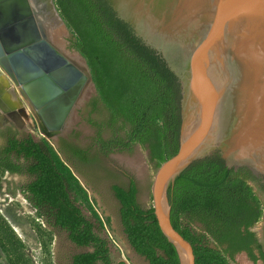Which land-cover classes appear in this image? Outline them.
<instances>
[{"label":"trees","instance_id":"trees-1","mask_svg":"<svg viewBox=\"0 0 264 264\" xmlns=\"http://www.w3.org/2000/svg\"><path fill=\"white\" fill-rule=\"evenodd\" d=\"M70 33L68 47L85 60L96 95L106 115L99 121L95 140L100 149L130 151L137 143L147 149V161L155 169L177 149L178 85L172 71L154 50L130 34L104 0H53ZM105 125L110 137L102 139ZM120 132V133H119ZM78 161L94 164L78 149L67 145ZM48 140L26 135L6 137L0 147V172L27 174L31 179L19 190L46 223L67 232V239L89 250L73 254L72 264H126L113 262L108 239L100 235L108 218L100 219L85 189L66 161ZM12 153V157H10ZM112 184L119 202L123 233L134 251L148 264H178L173 246L162 235L150 204L135 200V181ZM244 168L226 167L217 154L187 165L167 187L169 221L192 248L193 264H231L243 251L255 262L263 259L251 227L260 219L263 205L249 184ZM84 207L89 217L81 210ZM0 250L7 264H29L22 243L0 216Z\"/></svg>","mask_w":264,"mask_h":264},{"label":"water","instance_id":"water-1","mask_svg":"<svg viewBox=\"0 0 264 264\" xmlns=\"http://www.w3.org/2000/svg\"><path fill=\"white\" fill-rule=\"evenodd\" d=\"M104 2L177 82V149L154 169L149 200L178 264H193L190 243L169 221L166 190L174 178L217 154L226 167L264 180V0ZM51 19L70 35L53 0H0V120L21 129L33 119L48 141L70 126L85 88L95 93L84 58L71 48L82 61L76 63L61 49L59 34H49ZM134 181L135 200L147 207L140 204L142 175Z\"/></svg>","mask_w":264,"mask_h":264},{"label":"rangeland","instance_id":"rangeland-1","mask_svg":"<svg viewBox=\"0 0 264 264\" xmlns=\"http://www.w3.org/2000/svg\"><path fill=\"white\" fill-rule=\"evenodd\" d=\"M70 35L66 33L64 29H61L59 34V40L61 41V49L67 54L71 53V48L68 47L67 41ZM70 52V53H69ZM90 90V89H89ZM96 94L92 90L85 92L81 99L77 102L73 109L72 121L70 126H75L77 141L82 145H91L94 129L90 128V125L82 118L76 116V111L80 110L83 103L88 98H93ZM91 100V99H90ZM91 117L94 120L102 117V112L93 113ZM33 127L27 125V128L31 130L34 138L43 137L37 130L35 122ZM5 123L6 120H0ZM28 122V121H27ZM109 130L103 131V136H107ZM110 132V131H109ZM111 135V134H110ZM110 137V136H109ZM49 143L56 149L57 146L54 142V138L49 140ZM145 147L135 144L130 151L118 152L109 154L105 159L107 166L117 165L123 166L127 169L128 164L123 162V159L134 158L138 167L141 170V174L137 173L135 169L129 171L132 176L142 175L144 184L142 186V198L141 205H149V182L152 177L154 169L146 161ZM59 156L64 159L61 152H58ZM72 173L78 178L80 184L85 189L90 201L93 204V208L100 217V219L108 218L110 221L109 226L103 225V229L100 230V235L107 237L106 230L112 235H115V228H118L117 224V202L114 200L108 185L110 183H117L123 185L124 179L120 176L115 177L113 175H107L105 170L96 166L94 170H89L88 166L78 165L73 166L69 161H66ZM131 168V167H130ZM92 174V175H91ZM134 174V175H133ZM92 177L95 179L93 180ZM27 181V178L16 174H7L0 172V216L11 228L14 234L19 238L22 243V252L29 258V264H68V257L71 253L76 251V247L68 243L66 233L58 226L46 223L42 217H39L31 204L24 198L20 192L19 187ZM94 181L97 182L98 187L94 186ZM101 192V196L98 194ZM82 212L86 217H89L88 211L81 206ZM80 249V248H79ZM238 261V264H249L246 258L241 253L234 255V260ZM128 264H135L134 260L126 257ZM134 262V263H133ZM237 263V262H236ZM0 264H7L6 257L0 250ZM145 264V263H143Z\"/></svg>","mask_w":264,"mask_h":264},{"label":"flooded vegetation","instance_id":"flooded-vegetation-1","mask_svg":"<svg viewBox=\"0 0 264 264\" xmlns=\"http://www.w3.org/2000/svg\"><path fill=\"white\" fill-rule=\"evenodd\" d=\"M90 99H91V97L88 98L87 101H85L83 103V106L80 107V110H77L75 114H76V116L78 118L79 117L82 118L86 122V124L90 125V128L94 129L93 136L91 137L92 144L91 145H86V144L82 145L81 143H79L77 141V136H78L76 134V129L77 128L74 125L67 127V129L63 133H60L57 136H55L54 137V142H55V144L57 146V149L60 150V152L62 153L64 158L66 156H70L67 161H69L73 166L76 167L78 165H85V166H88L89 170H92V171L94 170V168L96 166H100V167H102L105 170V173L107 175H113L115 177H117V176L119 177L120 176V178L124 179L123 181L125 183L123 185H121V186H126V184L128 182V176L127 175L131 176L133 179H134V176H132V174L129 171H127L126 168H124L123 166H121V167H119L117 165L107 166L106 163H105V159L108 157L109 154L118 153V152H122V151H125V150H121L120 151V150H116L115 148H112L109 151H105V150L100 149L99 143L95 140V136H96V132L98 131V128L95 127L94 125L90 124L87 121V118H92L91 115L93 113L102 112V117L98 118V120H97V121H99L100 119H103V117L106 115V111L102 108L100 102H96L95 103V109L92 110L91 109L92 106L90 104ZM28 115H29V118H30V114H28ZM2 119H5L6 122L5 123L1 122L2 124L0 126V147L2 145H4L6 137L8 135H10V134H13L17 138H22V137H25L26 135H30L31 137L34 138L33 134L31 133V130H29L27 128L28 124L31 127L34 126L32 120L27 119L25 127L19 129V128H15L11 124V122L9 120H7V118L4 117ZM2 119H1V121H2ZM105 130H109L110 131V129H108L105 125L101 126L100 129H99V133L98 134H99V136L102 139H107L110 136L111 132H109V131L107 133L108 134L107 136H103L102 132L105 131ZM135 144H137V143H133L131 145V148ZM67 145H69L71 147H74V148L80 149L83 152V154H85L88 157H93L94 158V164L83 163V162L78 161L75 157H72L71 154L69 153ZM125 152H128V151H125ZM12 155L13 154L10 153V157H12ZM146 161H147V156H146ZM238 168H242L243 169V167H238ZM236 169H233V170H236ZM245 170H247V169H245ZM3 172L7 173V174H16V175H21V176L26 177L27 181H25L24 183L28 182L31 179V176H29L27 174L10 173L8 171H3ZM249 174H250L251 178L248 179L249 180L248 182L252 186V189L256 192L258 198L260 199V201H261V203L263 205L262 214L260 216V219L251 227L252 228L251 230L254 231L256 242L259 244V248H260V250H261V252L263 253V256H264V180L259 178V177H257V176L252 175L250 172H249ZM92 179L94 180L95 178L92 177ZM112 184H117V183H110L108 185V188H109L111 194H113L112 191H111V188H110V186ZM117 185H120V184H117ZM94 186L98 187V184L95 181H94ZM98 194L101 196V192L98 193ZM117 214H118V208H117ZM66 234H67V232H66ZM237 253L243 254V256L246 258V260L249 262V264H264V257H263V259L258 258V259L255 260V262H252L247 257L245 252L240 251V252H237ZM72 256H73V254L70 256V260H72Z\"/></svg>","mask_w":264,"mask_h":264},{"label":"crops","instance_id":"crops-1","mask_svg":"<svg viewBox=\"0 0 264 264\" xmlns=\"http://www.w3.org/2000/svg\"><path fill=\"white\" fill-rule=\"evenodd\" d=\"M117 224H118V228H115L114 232H115V235H112L109 231L106 230V233H107V239L109 241L108 243V250H109V255H110V258L113 262L115 261H118V260H126V257L131 259V260H134L135 261V264H148L147 261L143 258V256H141L140 254L136 253L132 247L130 246V244L128 243L127 241V238H126V235L123 233L122 231V227H121V224H120V221H119V216L117 214ZM109 223L110 221L108 220V226H109ZM67 238V237H66ZM68 240V239H67ZM68 243L71 244L72 246L76 247V251L71 253L68 257V264H72L71 263V260H70V256L72 254H75L77 252H82V251H86V250H89L87 247H77L76 245H74L72 242H70L68 240ZM80 248V249H79ZM237 262V263H236ZM134 263V262H133ZM231 264H238V261L235 259L233 261V263Z\"/></svg>","mask_w":264,"mask_h":264},{"label":"bare ground","instance_id":"bare-ground-1","mask_svg":"<svg viewBox=\"0 0 264 264\" xmlns=\"http://www.w3.org/2000/svg\"><path fill=\"white\" fill-rule=\"evenodd\" d=\"M50 19V18H49ZM51 22H52V28L51 30H49V34L52 36V37H56V35L60 34V28H59V24L57 23V21H55L54 19L52 20L51 19ZM70 58H72L76 63L78 64H82V61L77 59L76 57L70 55ZM84 92L87 93V88H85ZM123 162L128 164L131 168L135 169V171L139 174H141V170L140 168L137 166L138 163H136V160L134 158H131V159H123Z\"/></svg>","mask_w":264,"mask_h":264},{"label":"built area","instance_id":"built-area-1","mask_svg":"<svg viewBox=\"0 0 264 264\" xmlns=\"http://www.w3.org/2000/svg\"><path fill=\"white\" fill-rule=\"evenodd\" d=\"M125 263L128 264V262L125 260Z\"/></svg>","mask_w":264,"mask_h":264}]
</instances>
